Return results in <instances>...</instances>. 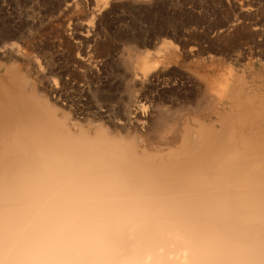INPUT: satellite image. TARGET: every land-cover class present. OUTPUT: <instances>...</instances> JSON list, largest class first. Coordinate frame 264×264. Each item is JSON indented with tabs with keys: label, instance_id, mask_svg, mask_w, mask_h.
Masks as SVG:
<instances>
[{
	"label": "bare ground",
	"instance_id": "1",
	"mask_svg": "<svg viewBox=\"0 0 264 264\" xmlns=\"http://www.w3.org/2000/svg\"><path fill=\"white\" fill-rule=\"evenodd\" d=\"M115 2L0 36V264H264V7L149 52Z\"/></svg>",
	"mask_w": 264,
	"mask_h": 264
},
{
	"label": "rangeland",
	"instance_id": "2",
	"mask_svg": "<svg viewBox=\"0 0 264 264\" xmlns=\"http://www.w3.org/2000/svg\"><path fill=\"white\" fill-rule=\"evenodd\" d=\"M67 1L68 0H0V36L5 35L6 33H10L14 35H19L20 33H25V34L27 33L26 35H30L32 37L36 35L34 38H39L37 37V35L39 34L38 36H40V38L51 41L52 35H51V32L46 31V28H48L46 24L47 25L55 24V22L59 21L60 19L61 21L68 20V18L70 17V14L66 15L63 9H66L67 5L70 4L72 0H69L68 2ZM239 1L248 3L252 5L254 8H257V9L259 8L261 10L264 7L263 6L264 1L258 2L256 0H235V1L233 0H147V2L143 4L138 3V4H133V5H131L128 2H115L114 4L112 3L110 6H108V9L104 12V14L100 16V19L102 20L103 24L106 23L105 24L106 27L101 28V30L98 32V36L100 35L99 36L100 39L102 38L104 39V37L107 38L105 40H109V38L110 39L127 38V39H132L135 42L138 41V43L140 44L142 48V49L140 48L141 51L150 49L147 51L152 52L153 49L148 46L149 44L153 42L157 43L162 40H168L172 42L174 41L173 42L174 44L176 42L177 44L175 45L179 47L180 51L182 50L181 44L183 42L192 41L191 42L192 44L189 45L187 48H191V46L193 45L192 48L196 49V51H201V49L207 48L211 51V53L218 52V50L216 49L219 48L220 52L229 53L233 48L231 47L232 45L223 46L222 43L217 44L216 39H221L220 41H223L224 37L233 38L235 36V31L227 29V24L231 22L234 15L237 13L236 7ZM56 6L57 7L59 6V8H57ZM137 7L139 9H137ZM54 8L55 9L57 8V10H55ZM223 10H225L226 12ZM83 11L85 12L86 9L84 8ZM53 13L58 14L59 17H57L56 15L54 17ZM79 15L80 13L77 16L76 15L74 16L75 18H81V15L80 17ZM56 17L58 20L56 19ZM48 21H50L51 23ZM244 23L245 21L242 23V25L246 24ZM36 27L38 28V30L35 29ZM44 27H46L45 30H44ZM207 27H208V30H207ZM221 28L222 29L226 28V29H224L223 30L224 32H222ZM158 30L161 31L162 33L158 32ZM205 30L207 31L205 32ZM225 30L228 33L230 31L232 32V33L231 32L229 33L230 36L228 35V33L225 32ZM30 31H33V32H30ZM207 32L208 34H206ZM180 35L183 37H181ZM222 35L224 37H222ZM245 35H248V33H246ZM202 37L204 39H202ZM157 38L159 40H156ZM141 41L142 43H140ZM197 42L200 44H198ZM212 45L214 46V48H212L213 47ZM218 45L222 48H220ZM199 46H201V48ZM187 50L188 49H185V51ZM174 70H176V68H174ZM179 70L182 72L181 68L177 69L176 72L180 74L181 72Z\"/></svg>",
	"mask_w": 264,
	"mask_h": 264
}]
</instances>
